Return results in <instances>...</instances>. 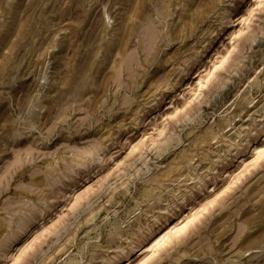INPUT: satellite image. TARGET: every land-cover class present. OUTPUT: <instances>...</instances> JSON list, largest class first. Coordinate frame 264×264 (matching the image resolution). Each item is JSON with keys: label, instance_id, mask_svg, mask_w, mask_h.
<instances>
[{"label": "rangeland", "instance_id": "rangeland-1", "mask_svg": "<svg viewBox=\"0 0 264 264\" xmlns=\"http://www.w3.org/2000/svg\"><path fill=\"white\" fill-rule=\"evenodd\" d=\"M0 264H264V0H0Z\"/></svg>", "mask_w": 264, "mask_h": 264}]
</instances>
